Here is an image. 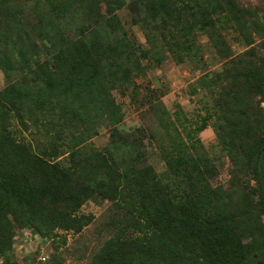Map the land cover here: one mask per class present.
I'll use <instances>...</instances> for the list:
<instances>
[{"label":"trees","instance_id":"trees-1","mask_svg":"<svg viewBox=\"0 0 264 264\" xmlns=\"http://www.w3.org/2000/svg\"><path fill=\"white\" fill-rule=\"evenodd\" d=\"M207 48L223 66L192 87L211 101L198 120L137 82L165 60L198 70ZM0 70V264H27L13 252L24 230L49 242L46 264H63L89 202L111 217L87 264H264V2L0 0ZM118 99L140 126L125 127ZM208 127L219 156L199 138Z\"/></svg>","mask_w":264,"mask_h":264},{"label":"rangeland","instance_id":"rangeland-1","mask_svg":"<svg viewBox=\"0 0 264 264\" xmlns=\"http://www.w3.org/2000/svg\"><path fill=\"white\" fill-rule=\"evenodd\" d=\"M242 1L250 5L253 9L262 8L264 2V0ZM119 15L123 23H125V27L129 29L127 24V11L122 10L119 12ZM204 41L206 42L207 40ZM229 42L234 55H238L244 51V47L238 42L232 41L231 39ZM206 45L209 46V42H206ZM9 57L13 61L16 55L14 57L9 55ZM2 60H6V58L3 57ZM222 62L211 48H207V51L204 52V63L197 65L198 70L188 64L176 65L170 60H165L160 68L148 71L146 77L139 78L137 82L142 85H150L151 88L158 87L163 91L168 90V93L161 97L165 108L172 113L180 106L187 118H190L192 121L198 120L199 116L205 115V107L211 101L203 90H199L197 94H192V87L194 84H197V79L202 73L217 72L223 66ZM6 84L7 81L0 70V90ZM118 101L121 103L125 115V127L131 129L140 126L142 122L139 114L129 103V100L118 99ZM24 135L27 136L26 133ZM107 136L108 133H106V130H101L100 136L95 140V143L99 144L98 142H103ZM199 138L206 152L214 156H219L217 148H214L216 144L215 135L210 127L201 132ZM145 146L149 153L148 162L154 166L157 172H163L165 165L158 156L156 146H151L149 141H145ZM229 166L227 158L221 156L220 179L222 182L228 179ZM82 212L91 214L93 221L80 234L66 235L68 239L67 244L60 249L63 264H87L92 253L101 246L109 235V228L105 226V223H108L111 217L108 203L89 202L82 208ZM13 252L14 256L20 260L28 258L27 264H40L39 258H44L46 264L50 261L52 248L48 241H44L40 237L33 235L29 230H25L17 232L14 239Z\"/></svg>","mask_w":264,"mask_h":264},{"label":"built area","instance_id":"built-area-1","mask_svg":"<svg viewBox=\"0 0 264 264\" xmlns=\"http://www.w3.org/2000/svg\"><path fill=\"white\" fill-rule=\"evenodd\" d=\"M41 260H44V259H41Z\"/></svg>","mask_w":264,"mask_h":264},{"label":"clouds","instance_id":"clouds-1","mask_svg":"<svg viewBox=\"0 0 264 264\" xmlns=\"http://www.w3.org/2000/svg\"><path fill=\"white\" fill-rule=\"evenodd\" d=\"M25 231V230H24ZM22 232V231H21Z\"/></svg>","mask_w":264,"mask_h":264}]
</instances>
